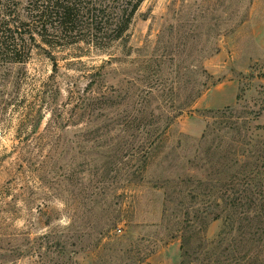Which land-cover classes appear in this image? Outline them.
Segmentation results:
<instances>
[{
    "label": "rangeland",
    "instance_id": "374dc122",
    "mask_svg": "<svg viewBox=\"0 0 264 264\" xmlns=\"http://www.w3.org/2000/svg\"><path fill=\"white\" fill-rule=\"evenodd\" d=\"M50 50L0 74V264H181L185 210L189 264H264L214 218L247 192L262 225L264 0H144L126 40Z\"/></svg>",
    "mask_w": 264,
    "mask_h": 264
},
{
    "label": "trees",
    "instance_id": "16d2710c",
    "mask_svg": "<svg viewBox=\"0 0 264 264\" xmlns=\"http://www.w3.org/2000/svg\"><path fill=\"white\" fill-rule=\"evenodd\" d=\"M143 1L0 0V74L6 65L27 62L35 50L54 57L50 49L68 44L85 43L97 49H106L116 40H126L134 16ZM92 97H86L84 103H89ZM227 197L231 199V204H218L219 211L214 215L216 219L223 218L224 222L219 240L233 233L231 238L234 240L249 243L255 231L261 232L262 240L264 213L258 220L262 225L258 226L251 214L249 194H238L235 191ZM244 199L248 200L242 201ZM207 216L191 215V211L185 210L180 230L181 264H189L191 240L198 230H206ZM58 245L62 248V251L59 248V252L65 253L66 242ZM195 250L205 256L201 263L222 262V253L215 252L208 243L200 242ZM214 256L216 258L213 259Z\"/></svg>",
    "mask_w": 264,
    "mask_h": 264
}]
</instances>
